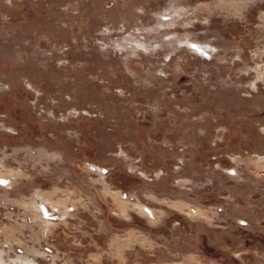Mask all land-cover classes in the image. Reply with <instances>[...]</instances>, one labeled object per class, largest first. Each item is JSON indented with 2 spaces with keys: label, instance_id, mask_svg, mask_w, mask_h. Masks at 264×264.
I'll return each mask as SVG.
<instances>
[{
  "label": "rangeland",
  "instance_id": "obj_1",
  "mask_svg": "<svg viewBox=\"0 0 264 264\" xmlns=\"http://www.w3.org/2000/svg\"><path fill=\"white\" fill-rule=\"evenodd\" d=\"M0 180V264H264V0H0Z\"/></svg>",
  "mask_w": 264,
  "mask_h": 264
},
{
  "label": "built area",
  "instance_id": "obj_2",
  "mask_svg": "<svg viewBox=\"0 0 264 264\" xmlns=\"http://www.w3.org/2000/svg\"><path fill=\"white\" fill-rule=\"evenodd\" d=\"M1 181V183L3 184H0V185H2V187L3 186H6L7 184H6V181L5 180H0ZM120 197L123 199V200H129L130 199V194H127L126 192H120ZM215 209V214L217 215V214H221L222 213V208L221 207H218V208H214ZM194 212V211H193ZM236 223H237V225L239 226V227H248V223H247V221H245V220H236Z\"/></svg>",
  "mask_w": 264,
  "mask_h": 264
},
{
  "label": "bare ground",
  "instance_id": "obj_3",
  "mask_svg": "<svg viewBox=\"0 0 264 264\" xmlns=\"http://www.w3.org/2000/svg\"><path fill=\"white\" fill-rule=\"evenodd\" d=\"M145 211H146L148 214H150V216H152V214H151V211H150V210H147V209H145Z\"/></svg>",
  "mask_w": 264,
  "mask_h": 264
}]
</instances>
